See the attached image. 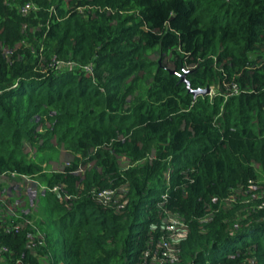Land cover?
Returning <instances> with one entry per match:
<instances>
[{
    "label": "trees",
    "instance_id": "1",
    "mask_svg": "<svg viewBox=\"0 0 264 264\" xmlns=\"http://www.w3.org/2000/svg\"><path fill=\"white\" fill-rule=\"evenodd\" d=\"M152 51L157 71L130 102ZM185 73L212 98L193 99ZM51 139L72 157L61 171L22 152ZM257 172L264 183V0H0V177L39 184L47 219L43 232L0 202L2 264H168L167 214L187 226L180 264H264V194L239 197Z\"/></svg>",
    "mask_w": 264,
    "mask_h": 264
},
{
    "label": "rangeland",
    "instance_id": "2",
    "mask_svg": "<svg viewBox=\"0 0 264 264\" xmlns=\"http://www.w3.org/2000/svg\"><path fill=\"white\" fill-rule=\"evenodd\" d=\"M71 0H62V5L64 8L69 7V2ZM159 53L152 51L148 53L147 65L140 73L135 74L128 82V87L132 92L131 96H128L127 100L133 102L134 99L142 100L145 98L146 91L148 89V84L150 82V75H153L157 71V63L160 62ZM166 60L162 61V64ZM161 65V63H160ZM171 69V67H168ZM191 70V69H190ZM186 70V71H190ZM209 98H212L216 92L214 88H210ZM37 123V132L44 133L46 129L51 128V123L45 121ZM42 141L39 142V145ZM47 150H44L41 155H36V149H34L29 144L24 143L22 146V152L28 155V158H32L34 163L41 166L43 169L49 168L51 171H61L65 164L72 160V157L66 152L62 145H58L55 139H51L46 145ZM93 163L88 164V168L92 166ZM119 165L121 169L125 168L127 161L124 158L119 159ZM258 173V181L255 186L249 188L248 194H240L241 203H248L249 199L254 201L262 198L264 194L263 182L261 180V175ZM123 191V189H121ZM43 192L42 187L35 183L33 179L28 177H21L13 175L11 177L1 176L0 177V201H5L6 206L11 209V212H18L27 210L29 214H32V218L40 225L42 231L46 230L47 219L40 215L39 213V195ZM121 194V193H119ZM116 199H121V195H117ZM234 198L223 201L221 204L225 208L232 207L234 203ZM5 210L0 208V212ZM35 222V223H36ZM34 223V222H33ZM34 223V224H35ZM44 224V225H43ZM185 233V231H183ZM41 237L42 233L40 232ZM32 237L30 236V240ZM30 253L35 255V249L30 247ZM1 261V260H0ZM40 264H48L46 259H40ZM4 261L0 262V264Z\"/></svg>",
    "mask_w": 264,
    "mask_h": 264
},
{
    "label": "built area",
    "instance_id": "3",
    "mask_svg": "<svg viewBox=\"0 0 264 264\" xmlns=\"http://www.w3.org/2000/svg\"><path fill=\"white\" fill-rule=\"evenodd\" d=\"M26 13V11H23ZM238 89L236 87H233L231 90V95H237ZM56 191V190H55ZM98 199L101 203L106 204L108 203L113 197L116 198V195L114 191H102L98 193ZM2 204H5V201H0ZM262 205L261 207H263ZM9 213L11 209H9ZM25 213H28L27 210L24 211ZM16 212H11L10 216H14L15 218H18V216H15ZM167 221L165 224L164 232L165 236L162 238L160 243V249H161V257L162 260H165L168 264H180V258H179V250L177 248V243L180 239L184 238L187 232V226L186 224L176 216L168 215L167 214ZM31 228L33 231H35V234L32 236V239L30 240L29 248H35L37 244L42 245L43 244V237H41L40 233L37 230V227L33 222H29ZM185 231V233H183ZM36 240V241H35ZM37 242V243H36ZM1 253H5L6 249L1 248ZM148 256V253L145 254V257Z\"/></svg>",
    "mask_w": 264,
    "mask_h": 264
},
{
    "label": "water",
    "instance_id": "4",
    "mask_svg": "<svg viewBox=\"0 0 264 264\" xmlns=\"http://www.w3.org/2000/svg\"><path fill=\"white\" fill-rule=\"evenodd\" d=\"M171 74H173V72H170ZM187 73L183 74L180 76V81L182 84H184L187 93L189 95H191L193 97V99H196L198 97H205V96H209L210 94V90L209 88H205V89H198V90H192L189 86V83L185 80Z\"/></svg>",
    "mask_w": 264,
    "mask_h": 264
}]
</instances>
